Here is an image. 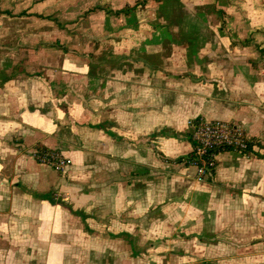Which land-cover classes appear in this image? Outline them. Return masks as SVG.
I'll use <instances>...</instances> for the list:
<instances>
[{
  "label": "crops",
  "instance_id": "0c3cea01",
  "mask_svg": "<svg viewBox=\"0 0 264 264\" xmlns=\"http://www.w3.org/2000/svg\"><path fill=\"white\" fill-rule=\"evenodd\" d=\"M136 2L0 0V264H264V0Z\"/></svg>",
  "mask_w": 264,
  "mask_h": 264
},
{
  "label": "built area",
  "instance_id": "2783aa9c",
  "mask_svg": "<svg viewBox=\"0 0 264 264\" xmlns=\"http://www.w3.org/2000/svg\"><path fill=\"white\" fill-rule=\"evenodd\" d=\"M194 147L187 157L189 165L195 166V176L204 179L216 168L218 155L226 149L244 150L251 139L244 125L234 120L198 117L191 121ZM38 160L64 170L72 158L55 149L36 150Z\"/></svg>",
  "mask_w": 264,
  "mask_h": 264
},
{
  "label": "trees",
  "instance_id": "16d2710c",
  "mask_svg": "<svg viewBox=\"0 0 264 264\" xmlns=\"http://www.w3.org/2000/svg\"><path fill=\"white\" fill-rule=\"evenodd\" d=\"M142 1H144V0H137L136 4H133V5L127 4L124 9H131V8L135 7L138 3L142 2ZM253 143H254V139L251 137L247 148H245L243 151L248 152V153L251 152V148L253 147Z\"/></svg>",
  "mask_w": 264,
  "mask_h": 264
}]
</instances>
